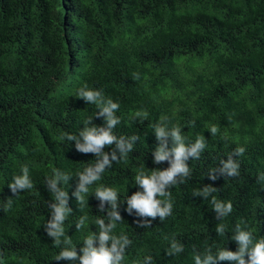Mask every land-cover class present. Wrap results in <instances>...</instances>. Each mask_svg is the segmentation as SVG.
Masks as SVG:
<instances>
[{
	"label": "trees",
	"instance_id": "16d2710c",
	"mask_svg": "<svg viewBox=\"0 0 264 264\" xmlns=\"http://www.w3.org/2000/svg\"><path fill=\"white\" fill-rule=\"evenodd\" d=\"M85 87L119 105L113 135L137 139L79 203L78 174L98 158L78 152L67 136L106 126L98 106L77 97ZM156 125L178 127L186 146L200 137L205 142L199 159L187 161L190 175L157 197L172 205L163 220L125 210L127 198L142 191L135 185L140 171L170 166L153 162ZM167 145L173 146L170 138ZM241 147L244 153L234 155ZM230 156L238 175L212 173ZM25 166L33 187L14 194L8 185ZM56 170L70 177L58 184L71 210L59 246L46 232L55 203L46 181ZM261 177L264 0H0V264H80L84 240L99 236L97 220L114 223L110 235L129 241L119 264H195L208 255L211 264H238L218 254L238 251L237 225L253 242L264 239ZM205 186L216 191L194 195ZM101 187L116 191L119 221H110L111 205L96 198ZM213 197L230 202L231 213L218 217ZM66 248L77 258L57 261Z\"/></svg>",
	"mask_w": 264,
	"mask_h": 264
},
{
	"label": "clouds",
	"instance_id": "9594fccd",
	"mask_svg": "<svg viewBox=\"0 0 264 264\" xmlns=\"http://www.w3.org/2000/svg\"><path fill=\"white\" fill-rule=\"evenodd\" d=\"M77 97L83 99L87 103L96 104L98 106V116H101L105 120V127H89L86 126L79 132V138L75 135H68L69 141H75L76 150L80 153H91L98 159L96 162L85 168L82 173L78 174V185L73 195L79 203H83L84 196L82 194L88 192V186L93 182L100 179L101 174L108 167H111L113 161H119L121 158L127 156L132 151L133 143L137 137L133 136L126 140L124 137L119 139L113 135L112 129L120 123L119 119L115 116L116 110L119 105L114 103L111 99L105 100L102 93L94 90H87L81 88ZM140 116L141 113H137ZM146 116V113L144 114ZM90 123V120L87 124ZM156 140L159 142V146L155 149L154 163H162L167 161L169 167L166 170H152L151 175H147L144 171H140L135 177V185L142 191L135 192L130 198H127V208L125 209L129 214L133 210L140 217H148L155 219L159 217L163 220L165 217L171 214L172 205L168 201H162L157 199L158 196L166 197L170 193L167 189L176 184L177 178H187L190 175V169L187 166V161L190 158L199 159L201 151L205 147L204 138H198L194 144L186 146L184 143V137H182L180 129L178 127L172 128L170 131L162 125H156L154 128ZM217 128L214 126L211 128V133L215 135ZM169 138L172 141V147L168 148L167 141ZM115 145V149L110 153H105L103 149L106 146ZM244 148H237L234 155H242ZM119 152V157L117 156ZM221 167L214 170L212 173L218 172L222 176H236L238 175V164L228 157L227 160H221ZM212 173L208 178L215 180L217 177ZM70 177L62 174L59 170H56L54 176L46 181L48 190L54 195L55 203L50 205L51 219L46 224V232L49 237L52 238L54 246L61 244V237L65 236L63 223L66 217L70 214V209L67 207L68 194L66 191L58 187V184L67 182ZM264 179V177H261ZM179 182H183L181 179ZM9 189L15 194L18 191L31 189L33 187L29 178V170L27 166L22 168V175L14 176L12 183L8 185ZM216 191L211 186H205L202 191L194 193L196 196H202L207 198L212 192ZM96 198L103 205L105 202L111 205L112 211L108 213L110 221H119L121 219L117 208V193L112 188L101 187L95 192ZM212 204L214 205V211L218 217L223 218L232 211V204L230 202L225 203L212 198ZM8 206L11 207V199L8 201ZM86 218H81L76 224V228L80 229ZM100 232L99 236H88L84 240L85 247L82 249L83 255L79 257L80 264H119L123 259L124 246L129 241L124 236L115 237L110 235L111 231L115 228L114 223H109L105 226L103 220H97ZM218 233L223 234L224 225H219L216 229ZM98 239L99 247H93L94 240ZM233 239L238 243L239 248L235 253L229 251H220L218 259L220 260H235L238 264H264V239H260L253 242L250 232L242 231L240 226H236V235ZM111 240V248L106 247L107 242ZM65 244H70V238L64 239ZM173 249L179 251L176 245L173 244ZM245 254L248 255V261L244 260ZM77 258V254L74 250L69 248L63 249L56 260H74ZM213 258L211 255L201 261L200 258L195 259V264H211Z\"/></svg>",
	"mask_w": 264,
	"mask_h": 264
}]
</instances>
